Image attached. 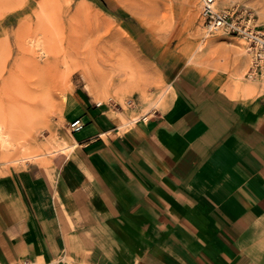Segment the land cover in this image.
Masks as SVG:
<instances>
[{"label":"crops","instance_id":"0c3cea01","mask_svg":"<svg viewBox=\"0 0 264 264\" xmlns=\"http://www.w3.org/2000/svg\"><path fill=\"white\" fill-rule=\"evenodd\" d=\"M174 64L160 110L79 96L71 151L0 176V264H264V91Z\"/></svg>","mask_w":264,"mask_h":264},{"label":"rangeland","instance_id":"374dc122","mask_svg":"<svg viewBox=\"0 0 264 264\" xmlns=\"http://www.w3.org/2000/svg\"><path fill=\"white\" fill-rule=\"evenodd\" d=\"M214 8L247 9L264 30V0H214ZM242 42L244 55L236 49ZM46 60L57 64L51 72L35 69V61L43 67ZM173 63L194 82L234 96L252 94L236 91V82L264 87L263 79L249 77L253 60L241 38L208 34L201 0H0V121L11 139L10 150L0 149V176L29 164L46 166L60 152L56 143L73 139L74 100L97 102L80 72L92 76L111 109L132 110L131 120L142 114L143 100L155 104L165 92L150 112L166 103Z\"/></svg>","mask_w":264,"mask_h":264},{"label":"built area","instance_id":"2783aa9c","mask_svg":"<svg viewBox=\"0 0 264 264\" xmlns=\"http://www.w3.org/2000/svg\"><path fill=\"white\" fill-rule=\"evenodd\" d=\"M201 15L208 34L227 32L244 40L253 60L249 77L264 80V30H259L252 12L247 9L217 11L214 0H201ZM83 127L80 119L69 123L72 133L79 132Z\"/></svg>","mask_w":264,"mask_h":264},{"label":"bare ground","instance_id":"6f19581e","mask_svg":"<svg viewBox=\"0 0 264 264\" xmlns=\"http://www.w3.org/2000/svg\"><path fill=\"white\" fill-rule=\"evenodd\" d=\"M244 41V40H243ZM43 42V41H42ZM205 42V41H204ZM38 43V42H37ZM203 44V43H202ZM205 44V43H204ZM44 45H46V44H44ZM43 46V45H42ZM201 46V45H200ZM203 46V45H202ZM45 47V46H44ZM40 48V47H39ZM199 49H201V48H199ZM237 49V51L239 52V54H241V55H244V52H245V48H244V45H243V42L242 43H239V47H237L236 48ZM238 52H236V53H238ZM193 58V57H192ZM62 59H64V57H62ZM65 60V59H64ZM54 62V61H53ZM61 63H65V64H67V62H62L61 61ZM235 63V62H234ZM44 66L43 67H40L39 65V63H37V61H35V69H37L38 71H41V70H43L42 68H46L49 72H51V70H53V67L54 66H56L57 64H55L54 66H53V63L50 61V60H46L44 63ZM56 68V67H55ZM58 69V68H57ZM59 70V69H58ZM79 70V69H78ZM55 71H56V73L58 72L56 69H55ZM44 72V71H43ZM42 73V72H41ZM55 73V72H54ZM97 73V72H96ZM92 74V73H91ZM93 74H94V72H93ZM50 75H51V73H50ZM55 75V74H54ZM80 75H81V77L87 82V85H86V91L90 94V95H92L93 97H94V99L97 101L96 103L97 104H102V103H104V101L106 100V98H104V97H101L100 98V96L99 95H101V94H99V92H98V90H97V87L96 86H94V83H93V81H92V79H91V75L89 76V74L87 75V73L85 72V71H82V72H80ZM46 76H48L47 74H46ZM52 77H53V75H51ZM49 77V76H48ZM102 78V77H101ZM98 83V82H97ZM255 85H258L259 86V88H257ZM235 87H236V91L238 90V91H240V92H250V93H252V94H254V93H256L258 90H262V91H264V87L263 86H260V84H259V82L258 81H256V80H249L248 81V84H246V83H240V82H236L235 83ZM166 88H168L169 89V86H167ZM258 89V90H257ZM166 90V89H165ZM102 92V91H101ZM103 92H104V90H103ZM104 94V93H103ZM108 94V93H107ZM120 94V93H119ZM47 95H50L49 93H47ZM91 96V97H92ZM109 96V95H108ZM107 96V97H108ZM165 97V92H161V94L157 97V100H155L156 102H155V104H152V102L151 101H149V100H143L142 101V103H141V105L143 106V108L141 109V111H142V114L143 115H145L146 113H148L149 112V109L152 107H154V106H157V104H158V102H160V101H162V99ZM65 99H66V96H62V98H61V100H58L57 101V106H58V108H59V111H61L62 112V110H63V108H64V102H65ZM119 100H120V98H119ZM56 102V101H55ZM121 103V102H120ZM125 102L123 101V103H121V105H123ZM150 105H152V106H150ZM120 117H121V128L122 129H125V128H128L129 126H131V125H133L134 124V122L139 118V117H136V118H133V119H131V120H128L127 118H125V116H123V115H120ZM73 141V139H70V138H65L64 140H62V141H60V142H57L56 143V148H58V151H60V152H66V151H70L72 148H73V146L75 145V143L74 142H72ZM11 139L9 138V135L6 133V131H5V125H4V123H2L1 121H0V149H1V151L3 150V151H6V150H10V147H11ZM19 152V151H18ZM2 155H3V153H2ZM1 155V156H2ZM36 155V154H35ZM34 155V156H35ZM39 155V154H38ZM37 157H39V156H37ZM8 157H6V159H7ZM36 158V157H35ZM4 159V158H3Z\"/></svg>","mask_w":264,"mask_h":264}]
</instances>
